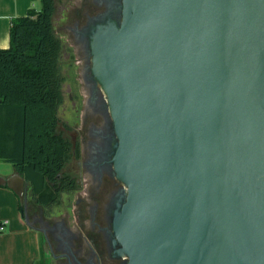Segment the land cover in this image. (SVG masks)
I'll list each match as a JSON object with an SVG mask.
<instances>
[{"label": "water", "instance_id": "water-1", "mask_svg": "<svg viewBox=\"0 0 264 264\" xmlns=\"http://www.w3.org/2000/svg\"><path fill=\"white\" fill-rule=\"evenodd\" d=\"M120 11L89 44L125 186L113 230L126 264H264V0ZM0 186L24 204L19 173Z\"/></svg>", "mask_w": 264, "mask_h": 264}, {"label": "flooded vegetation", "instance_id": "flooded-vegetation-1", "mask_svg": "<svg viewBox=\"0 0 264 264\" xmlns=\"http://www.w3.org/2000/svg\"><path fill=\"white\" fill-rule=\"evenodd\" d=\"M121 3L79 0L68 13L64 29L79 58L69 99L79 121L67 130L72 155L66 172L75 179V188L64 194L74 199L54 215L48 211L51 207L35 204L28 187L22 212L30 230L42 240L38 264H126L113 230L125 186L114 172L117 139L106 96L92 73L89 44L92 25L106 18L120 20Z\"/></svg>", "mask_w": 264, "mask_h": 264}, {"label": "trees", "instance_id": "trees-1", "mask_svg": "<svg viewBox=\"0 0 264 264\" xmlns=\"http://www.w3.org/2000/svg\"><path fill=\"white\" fill-rule=\"evenodd\" d=\"M56 4L41 0L39 10L30 8L14 18L10 45L0 49V160L12 164L35 204L46 208L59 205L62 195L75 188L66 172L72 142L58 131L63 77L62 43L53 22Z\"/></svg>", "mask_w": 264, "mask_h": 264}, {"label": "rangeland", "instance_id": "rangeland-1", "mask_svg": "<svg viewBox=\"0 0 264 264\" xmlns=\"http://www.w3.org/2000/svg\"><path fill=\"white\" fill-rule=\"evenodd\" d=\"M79 0H57L56 4V12L54 15V28L56 35L60 38L62 43V49L59 58V70L63 77L62 83V93H63V101L59 107V117L61 120V124L58 127V131L62 132L66 137L70 138L68 135V129H66L65 125H68L71 129L78 121V115L74 111L73 103L69 99V94L72 93V87L77 77V64L76 61L79 60L78 57L75 56V51L73 47V42L65 33V23L67 22L68 13L71 8L77 5ZM71 87V88H70ZM69 165V164H67ZM12 164L0 160V173L7 172V170H12ZM74 199V195L63 194L61 197V204L57 206H53L48 209L54 215L61 213L63 209L67 206H70ZM28 229L23 232L22 237L24 238L22 242L18 239L15 240L13 247L15 248V254L24 249L25 252L27 250L31 253V264H38L40 258H42V240L38 239V234ZM16 231V230H15ZM29 231V232H28ZM18 232V231H16ZM14 236L18 233H14ZM18 247V248H17Z\"/></svg>", "mask_w": 264, "mask_h": 264}, {"label": "crops", "instance_id": "crops-1", "mask_svg": "<svg viewBox=\"0 0 264 264\" xmlns=\"http://www.w3.org/2000/svg\"><path fill=\"white\" fill-rule=\"evenodd\" d=\"M40 7L41 0H0V49L8 48L10 45L12 20L25 16L30 8L39 10ZM16 173L13 168L0 173V176L11 177ZM3 221L7 222L4 230L0 232V264H31L29 250L25 252L21 249L15 254L13 247L15 240L22 242L24 238L21 234L30 229L21 213L19 198L8 187L0 186V222ZM13 232L18 234L14 236Z\"/></svg>", "mask_w": 264, "mask_h": 264}, {"label": "built area", "instance_id": "built-area-1", "mask_svg": "<svg viewBox=\"0 0 264 264\" xmlns=\"http://www.w3.org/2000/svg\"><path fill=\"white\" fill-rule=\"evenodd\" d=\"M7 221L0 222V232L4 230Z\"/></svg>", "mask_w": 264, "mask_h": 264}]
</instances>
